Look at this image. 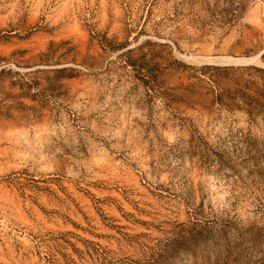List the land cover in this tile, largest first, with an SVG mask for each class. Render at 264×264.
<instances>
[{"label":"rangeland","instance_id":"1","mask_svg":"<svg viewBox=\"0 0 264 264\" xmlns=\"http://www.w3.org/2000/svg\"><path fill=\"white\" fill-rule=\"evenodd\" d=\"M263 51L264 0H0V264H124L194 217L264 264V117L199 70Z\"/></svg>","mask_w":264,"mask_h":264},{"label":"trees","instance_id":"2","mask_svg":"<svg viewBox=\"0 0 264 264\" xmlns=\"http://www.w3.org/2000/svg\"><path fill=\"white\" fill-rule=\"evenodd\" d=\"M224 10L227 11L228 7ZM260 58L264 61V51ZM199 70L212 85L214 103L227 111L242 110L249 118L258 115L264 117V67L254 64H203ZM210 70L219 73L212 75ZM255 73L262 77L263 82L260 84L252 79ZM225 79L234 80L239 86L232 89L221 86V81ZM242 80L244 82L240 84ZM226 228L227 225L203 223L194 217L187 224L178 225L177 230H173L167 237L152 244L145 240L139 241L143 258L129 259L124 264H232L230 260L234 257L235 246L227 235ZM245 233L249 237L250 231ZM246 240L247 238L240 239ZM213 251L216 258L211 260Z\"/></svg>","mask_w":264,"mask_h":264},{"label":"water","instance_id":"3","mask_svg":"<svg viewBox=\"0 0 264 264\" xmlns=\"http://www.w3.org/2000/svg\"><path fill=\"white\" fill-rule=\"evenodd\" d=\"M232 63H237V62H232Z\"/></svg>","mask_w":264,"mask_h":264}]
</instances>
